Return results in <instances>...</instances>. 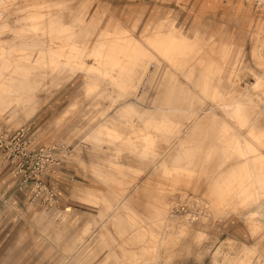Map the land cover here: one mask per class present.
<instances>
[{
    "label": "rangeland",
    "instance_id": "374dc122",
    "mask_svg": "<svg viewBox=\"0 0 264 264\" xmlns=\"http://www.w3.org/2000/svg\"><path fill=\"white\" fill-rule=\"evenodd\" d=\"M31 1H45L46 5L35 8ZM57 1L9 0L0 4V33L7 35L16 26H30L32 21L21 13L41 9L47 34L42 38L45 41L38 37L40 42L52 48L61 46L64 40L68 42L62 45L63 55L58 57L60 67L44 62L49 56H35L32 50L31 57L24 60L25 51H20L18 37L0 42L2 48H9L10 57L0 62V198L7 200V205H0V213L10 215L17 210L53 219L28 223L27 229L36 228L37 232L21 235L18 241L26 247L15 263L10 249L1 264H142L143 258H153L156 248L160 254L151 264H264V194L252 201L234 199L244 170L235 154L222 151L226 137L220 130L231 123L225 110H220L222 117L207 120L206 136L186 134V125L192 122V111L187 107L213 104L207 100L209 95L219 97L222 104L237 97L242 111L250 115L248 124L254 123L255 139L264 142V114L253 116L264 106V0ZM165 18L173 28V37L181 36L193 43L191 54L180 66L163 63L161 67V63L158 66L156 61L144 58L129 72L107 67L106 75L99 69L91 71L66 62L64 54L71 51L72 45L83 51L86 65L102 68L92 52L106 35L117 36L124 30L148 50L143 34L154 26L160 28ZM63 26L69 28L66 39L59 36ZM35 39L30 37L25 42L32 46ZM210 48L215 50L211 56L216 61L212 66L199 63L198 55ZM118 56L123 58L121 53ZM220 58L226 61L224 64L234 65L235 71L218 65ZM121 75L124 84L119 87L108 77L120 80ZM255 79L259 85L250 88L248 94L240 96L236 92H244ZM228 82L235 83V92H231ZM160 104L180 107L167 125L161 122ZM123 105L127 106L124 114L118 110ZM175 128H182L184 133L179 136ZM113 130L120 133L117 140L104 135ZM146 132L152 142L144 155L141 133ZM210 141L214 146L211 151L199 150L200 145ZM41 147H53L49 159H57L58 163L46 162L40 175L42 188L35 195L34 171L46 160L39 153ZM14 149L18 156L15 163L7 159ZM115 166L120 169L116 171ZM58 199L65 205L50 207ZM15 200L20 201L18 206L13 204ZM184 210L192 211L193 217ZM179 231L194 239L188 237V242L183 235L189 245H179L172 260H167L160 238L164 233ZM174 238L179 240L176 235Z\"/></svg>",
    "mask_w": 264,
    "mask_h": 264
},
{
    "label": "bare ground",
    "instance_id": "6f19581e",
    "mask_svg": "<svg viewBox=\"0 0 264 264\" xmlns=\"http://www.w3.org/2000/svg\"><path fill=\"white\" fill-rule=\"evenodd\" d=\"M9 0H0V4L2 3H7ZM28 1V0H27ZM30 1V0H29ZM60 1V0H59ZM59 1H57L59 3ZM262 1V0H260ZM33 2V1H31ZM47 2V1H46ZM50 2V1H49ZM48 2V3H49ZM54 4V2H52ZM57 3V4H58ZM32 4H34L35 8L36 7H41L43 5H46L45 1H42V2H33ZM31 4V5H32ZM56 4V5H57ZM31 7V6H30ZM53 7V5L51 6ZM50 7V8H51ZM60 7V5H59ZM21 8V7H20ZM33 8V7H32ZM57 8V7H56ZM18 9V7H17ZM54 9V8H53ZM22 10V9H21ZM52 10V9H50ZM57 11V9H56ZM55 11V13H56ZM17 12V11H16ZM52 12V11H51ZM26 15L27 18H29L32 22H31V25L29 23L30 26H26V27H21V26H16L14 27L13 24V27L11 29V33H5L7 35H5L4 33H0V42L1 41H4L3 39L5 38H14V37H18L17 39L21 40V46H20V51H25V55L23 56V59L24 58H28L30 55H29V51L32 50V52L34 53L35 56H38V55H48L49 56V59H45L44 62L48 61L49 63L53 64L54 66H58L59 65V59L58 57L63 55V46L62 45H68V42L67 40H64L63 41V44L57 48H52L50 46H48L47 44L43 43L42 41V38L44 37L45 38V35L47 34L45 29H44V26L42 25V19H41V16H42V11L41 9H34V10H26L25 12L21 13V14H24ZM53 13V12H52ZM17 15V14H16ZM20 15V14H19ZM52 15V14H51ZM47 18V17H46ZM166 18H168V15H166ZM164 20L162 26L159 25L160 28H156L154 26V29H148L146 30V32L143 34V37L148 40V44L150 46V49H146V48H142L141 46V43L139 42V40L137 39V37H135L134 35H132L131 33L127 32V31H123V32H120L121 34L119 35V32L117 33L118 35L117 36H112L110 34L106 35L105 36V41L99 45L98 47L99 48H96L91 56H93L94 60L98 63V64H101L104 66H102V68H98L96 65H86V62L82 59V53L83 51L81 49H79L78 47H74L72 45H70V48L71 51H69L67 54H64V56H66L68 59V61H66L67 63L69 64H72L73 66H77L78 68L79 67H83V68H87V69H92L93 70H96V69H99V71H102L103 74H106L105 71L107 69V67L111 68L112 70H116L118 71L119 73H122V72H126L128 70H130L134 65L135 63H137L138 61H142L144 58H147L149 61L150 60H154L156 61V63L158 64V66H160V63H161V67H164L163 66V63H166L167 66L171 67V63L172 65H182L184 62H186V60H184L189 54H191V51H192V44H189L188 42H186L181 36H179L178 38H175L173 37V35H171L172 33V26L171 24L168 22L169 19H166ZM3 19V17H2ZM14 20H18L17 18H15ZM44 20V19H43ZM151 20V19H150ZM5 22V20H3ZM26 21V20H25ZM65 21V20H64ZM1 23V22H0ZM6 23V22H5ZM18 23V22H17ZM3 24V22H2ZM10 24V23H9ZM19 24V23H18ZM65 25V24H64ZM81 25V24H80ZM0 26H2L0 24ZM7 27V26H6ZM10 27V26H8ZM162 28V29H161ZM2 30V29H1ZM4 31V30H3ZM60 31V30H59ZM1 32V31H0ZM107 32V31H106ZM105 32V33H106ZM108 33V32H107ZM58 34V33H57ZM67 34H69V28L68 27H64L62 28V31L60 32L59 36L60 37H66ZM116 34V33H115ZM184 34V33H183ZM114 35V33H113ZM41 36V42H40V39H38V37ZM57 35V37H59ZM30 37H36L35 39V43L32 45V46H28L26 44L25 41L29 40ZM66 39V38H65ZM98 39V38H97ZM102 39V38H101ZM186 39V38H185ZM59 40V38L57 39ZM11 41V40H10ZM45 41V40H44ZM99 41V40H98ZM9 43V41H7ZM60 42V40H59ZM190 42V41H189ZM7 43V44H8ZM3 44V43H2ZM30 44V43H29ZM54 45V43H53ZM10 46V45H9ZM12 46V44H11ZM16 47V46H15ZM19 47V46H17ZM9 49V48H8ZM8 49H5V48H2L0 46V62L2 61H7L5 60L6 59V56L8 55ZM73 50V51H72ZM28 51V52H27ZM229 51V50H228ZM12 52V51H11ZM215 50H213V48H210L208 50H204L203 52L200 53V55H198V58H196V60L199 61V63L201 62H204V63H207V64H210L211 66L213 65L212 63L214 61H216V58L211 56V53H214ZM218 52V51H217ZM227 52V51H226ZM20 53V52H19ZM90 53V52H89ZM122 54L123 55V58H120L118 56V54ZM254 53V52H253ZM199 54V53H198ZM227 55V53H225ZM42 55V56H43ZM89 55V54H88ZM34 56V57H35ZM41 56V58H42ZM63 56V57H64ZM8 57V56H7ZM31 57V56H30ZM29 57V58H30ZM33 57V56H32ZM225 57V56H224ZM9 60H10V57H8ZM20 58V57H19ZM36 59V57H35ZM39 59V58H38ZM25 60V59H24ZM146 60V59H145ZM37 61V60H36ZM43 61H38L37 63H41ZM161 61V62H160ZM218 61L220 63H218V65L222 66L223 68H232L233 71L234 70V65H228V64H224V62H226L224 59H218ZM17 62V60H16ZM28 62V60H27ZM31 62V60H30ZM34 62V61H33ZM43 62V63H44ZM65 62V63H66ZM152 62V61H151ZM197 62V61H196ZM211 62V63H210ZM32 63V62H31ZM36 63V64H37ZM140 63V62H139ZM169 63V64H168ZM63 64V63H62ZM2 65V64H1ZM201 65V64H200ZM16 66V65H15ZM135 66V65H134ZM137 66V65H136ZM198 66V65H197ZM11 67V66H10ZM9 67V68H10ZM13 67V66H12ZM60 67V65H59ZM58 67V68H59ZM63 67V66H62ZM138 67V66H137ZM184 67V66H183ZM209 67V66H207ZM31 68V67H30ZM33 68V67H32ZM46 69V67H44ZM56 68V67H54ZM70 68V67H68ZM77 68V70H78ZM140 68V67H139ZM145 68V67H144ZM147 68V67H146ZM149 68V67H148ZM151 68V67H150ZM5 69V68H4ZM3 69V70H4ZM52 69V67H51ZM62 69V68H61ZM71 69V68H70ZM73 69V68H72ZM134 69V68H133ZM163 69V68H161ZM18 70V69H16ZM57 70V69H56ZM80 70V69H79ZM113 70V71H114ZM8 71V70H7ZM52 71H54V69H52ZM64 72L66 70H63ZM83 71V69H82ZM136 71V70H135ZM12 72V71H11ZM24 72V71H23ZM36 72V71H35ZM62 72V71H61ZM67 72V71H66ZM84 72V71H83ZM86 72V71H85ZM89 72V71H88ZM129 72V71H128ZM53 73V72H52ZM93 73V72H91ZM101 73V72H100ZM100 73H97V76L100 75ZM13 74V73H12ZM61 74V73H60ZM89 74V73H87ZM96 74V73H94ZM102 74V75H103ZM124 74V73H123ZM127 74V73H125ZM30 75V74H29ZM92 75V74H91ZM107 75V74H106ZM59 76V74H58ZM87 76V75H86ZM95 77V75H93ZM129 76V74H128ZM33 77V76H32ZM109 79H110V82L117 85L118 87L119 86H123L124 84V79L122 78V75H121V79L120 80H116V79H113L112 77L108 76ZM132 77V76H131ZM19 78V77H18ZM36 78V76H35ZM96 78V77H95ZM103 78V77H102ZM100 78V79H102ZM133 78V77H132ZM29 79H30V76H29ZM85 79V78H84ZM98 79H99V76H98ZM119 79V78H118ZM260 79V77H259ZM103 80V79H102ZM100 80V81H102ZM108 80V79H107ZM132 80V79H131ZM246 80V79H245ZM92 81V80H91ZM95 81V80H94ZM109 81V80H108ZM108 81H105L104 79V82H108ZM127 81V80H126ZM146 81V80H145ZM244 81V80H243ZM13 82V81H11ZM93 82V81H92ZM98 83H100L99 81H97ZM103 82V81H102ZM130 82V80H129ZM222 81H220V84H221ZM245 82V81H244ZM126 83V82H125ZM243 83V82H242ZM258 83V79H255L254 82H251V83H248V85L245 86V91L241 92V90H235L234 88H236V85L234 82H228V85L231 86V92H239L240 93V96H243V95H246L248 94L250 90V88L254 87L256 84ZM87 84V83H86ZM85 84V85H86ZM89 84V83H88ZM87 84V85H88ZM109 84V82H108ZM3 85V84H2ZM40 85V83H39ZM84 85V86H85ZM96 85V84H95ZM110 85V84H109ZM133 85V84H132ZM259 85V84H257ZM28 87H30L29 85H27ZM34 86V85H33ZM83 86V87H84ZM94 86V85H93ZM97 86V85H96ZM101 86H103L101 84ZM100 86V87H101ZM129 86V85H128ZM126 86V87H128ZM20 87V86H19ZM113 87V86H112ZM26 88V87H25ZM91 88V86H90ZM98 87H96L97 89ZM29 89H32V88H29ZM34 89V88H33ZM36 89V87H35ZM96 89L94 90L95 93L97 92L98 93V90L96 91ZM102 89V88H101ZM100 89V90H101ZM28 90V89H27ZM87 90V89H86ZM90 90V89H89ZM99 90V91H100ZM111 90V89H110ZM126 90V89H125ZM130 90V89H129ZM7 91V90H6ZM102 91V90H101ZM105 91V89L103 90ZM168 91V90H167ZM173 91V90H172ZM3 92V90H2ZM15 92V91H14ZM107 92H109L107 90ZM106 92V93H107ZM116 92V91H115ZM220 92V90H219ZM94 93V92H93ZM101 93V92H100ZM117 94L119 93L118 92V89H117ZM122 93V91H121ZM90 95V92L88 93ZM87 94V95H88ZM103 94V93H102ZM230 94V93H229ZM242 94V95H241ZM11 95V94H9ZM94 95V94H93ZM99 95V94H97ZM119 95V94H118ZM166 95V93H165ZM260 95V94H259ZM85 96V95H84ZM120 96V95H119ZM164 96V95H163ZM261 96V95H260ZM14 97V96H13ZM88 97V96H87ZM85 96V100L87 98ZM90 97V96H89ZM91 97H92V94H91ZM127 97V96H126ZM232 97H236L235 95L232 96ZM95 98V97H94ZM103 98V97H102ZM109 98V97H108ZM161 98V97H160ZM248 98V97H247ZM11 99V98H10ZM92 99V98H91ZM153 99V98H152ZM165 99V98H164ZM173 99V98H172ZM219 97L215 96V95H209V98L207 99L208 101H213V104H209V105H205V104H202L200 106H190V107H187L186 109L187 110H191V120L192 122L190 124H187L186 127L188 129V131H186V134H191L189 136H198L201 137L202 136H206L205 135V130H204V127H205V123L207 122V120H210V118H219V117H222V109L225 110V114L226 117L228 119L231 120V123L228 124V127H224L222 126L221 127V134L225 135V142H226V145H225V148H223V144L221 145L223 148L222 151L225 152L226 155H230V154H235L234 156H236L239 160V163H240V166L241 168L244 170V173L241 175V178H240V181H239V184L241 185L240 189H235L236 191L234 192L233 190V195H234V199L235 197L237 198H241V199H246V200H256L258 198H260L262 196V194H264V142H261V141H257L255 139V130L254 129V123H250L248 124V119L250 118V115L247 114L245 111L243 112L242 111V106H241V102L239 101V99L236 97L235 100H231L230 103L228 104H222L220 100H218ZM253 99V98H252ZM262 99V98H261ZM84 100V101H85ZM88 100V98H87ZM86 100V101H87ZM95 100V99H94ZM110 100V99H109ZM134 100H138V97H135ZM167 101H171V99L169 98H166ZM9 101V100H8ZM89 101V100H88ZM92 101V100H91ZM82 102V101H81ZM90 102V101H89ZM25 103V102H24ZM98 103V102H96ZM130 103V102H129ZM95 104V103H94ZM121 104V103H120ZM127 104V103H126ZM125 104V105H126ZM11 105V104H10ZM91 105V104H90ZM88 107V106H87ZM90 107V106H89ZM160 109H162L161 113L163 116H161L162 118V121L164 125H167L170 120H173L174 118L176 117H173V115H175V110H178L180 109V107H175V104L171 105V106H164L162 104H160L158 106ZM14 108V107H13ZM27 108V107H26ZM91 108H92V105H91ZM129 108V107H128ZM87 109V108H86ZM90 110V108H88ZM132 110L134 109V107L131 108ZM130 109V110H131ZM137 109V108H136ZM135 109V110H136ZM13 110V109H12ZM25 110V109H24ZM122 114H124L125 110H127V106H124L122 107V109H118ZM131 110V111H132ZM134 110V111H135ZM159 110V109H158ZM221 110V111H220ZM262 110H264V106H261L259 110H257L255 112V114L253 115L254 117L258 118L260 114H264V113H261ZM85 111V109H84ZM87 112V110H86ZM116 112V111H115ZM130 112V111H129ZM142 112V111H141ZM144 112V111H143ZM142 112V113H143ZM83 113V112H81ZM99 113V112H98ZM147 113V112H146ZM85 114V113H84ZM127 114V112H126ZM90 115V114H89ZM99 115V114H98ZM102 115V114H101ZM112 115V114H111ZM110 115V116H111ZM69 116V115H68ZM81 116V115H80ZM79 116V117H80ZM96 116V115H95ZM147 118V117H146ZM151 118V117H150ZM255 118V119H256ZM254 119V118H253ZM252 119V120H253ZM254 119V120H255ZM99 120V119H98ZM148 120V119H147ZM253 120V121H254ZM257 120V119H256ZM94 121V120H93ZM97 121V120H96ZM158 121V120H156ZM98 122V121H97ZM143 122V121H142ZM250 122V121H249ZM171 124V123H170ZM173 124V123H172ZM175 124V123H174ZM110 125V124H109ZM112 125V124H111ZM147 125V124H146ZM163 125V126H164ZM106 126V125H105ZM154 126V125H153ZM173 128L176 127L174 125H172ZM171 126V127H172ZM143 127V126H142ZM108 128V127H107ZM177 128V127H176ZM175 128L176 132L178 131L179 133V136H181L184 131L183 129L179 128L178 130ZM219 128V127H218ZM143 129V128H142ZM169 129V128H168ZM254 129V130H253ZM135 130V129H134ZM138 130V129H137ZM159 130V129H158ZM185 130V129H184ZM98 131V130H97ZM114 131V130H113ZM149 131V130H148ZM173 131V130H172ZM145 132V131H144ZM152 132V131H151ZM161 131H159L160 133ZM138 133V131H137ZM136 133V134H137ZM172 133V132H171ZM98 134V133H97ZM101 134V133H100ZM103 134V133H102ZM106 134V135H105ZM142 136H143V148L141 150H143L144 152V155H145V152L148 151V148L150 146V142H152V140L150 141V134L148 132L146 133H141ZM105 136H107V138L109 140H117L119 137H120V133L118 131H114V132H109V131H105L104 133ZM172 135V134H171ZM98 136V135H97ZM156 136V134H155ZM162 136V135H161ZM168 136V135H166ZM96 137V136H95ZM169 137V136H168ZM186 137V136H185ZM221 137V136H220ZM97 138V137H96ZM94 138V139H96ZM157 138V137H156ZM164 138V137H163ZM205 138V137H204ZM203 137L201 139H204ZM258 139V137H257ZM264 139V138H262ZM122 140V139H121ZM157 140V139H156ZM156 140L154 142H156ZM124 141V140H123ZM93 142V141H92ZM99 142V141H97ZM116 142V141H114ZM113 142V143H114ZM121 142V141H120ZM126 142V141H125ZM130 142V141H129ZM133 142V141H132ZM135 142V141H134ZM133 142V143H134ZM138 142V141H137ZM135 142V143H137ZM219 142V141H218ZM222 142V141H221ZM224 142V143H225ZM100 143V142H99ZM104 143V142H103ZM119 143V142H118ZM128 143V142H127ZM132 143V145H133ZM138 144V143H137ZM141 144V143H140ZM128 145V144H127ZM136 145V144H135ZM139 146V145H138ZM136 146V147H138ZM141 146V145H140ZM134 147V145H133ZM154 147V146H153ZM214 147L213 146V141H210L208 144H205V145H200L199 147V150L201 151H211V148ZM135 148V147H134ZM139 149V148H138ZM221 150V149H220ZM215 151V149H214ZM205 153V152H204ZM215 153V152H214ZM152 154V153H151ZM143 155V156H144ZM148 155V153H147ZM204 155V154H203ZM217 156V155H216ZM154 157V156H153ZM210 157V156H209ZM233 157V155H232ZM235 158V159H237ZM222 159V158H220ZM158 160V159H157ZM233 160V159H232ZM208 161V159H207ZM224 160H222L223 162ZM205 162V161H204ZM232 162V161H231ZM236 162V161H235ZM161 164V162H159ZM158 163V165H159ZM221 163V162H220ZM227 163V162H226ZM156 165V164H155ZM164 165V164H162ZM230 165V164H229ZM232 165V164H231ZM238 165V164H237ZM227 166V165H226ZM220 168V167H219ZM237 168V167H236ZM115 169L116 171H118L120 168L119 166H115ZM222 170V169H220ZM235 173V171H234ZM218 174V173H217ZM237 174V173H236ZM235 174V175H236ZM220 176V175H219ZM115 178V177H114ZM214 178V177H213ZM212 178V179H213ZM217 179V178H216ZM223 179V178H222ZM214 180V179H213ZM218 182V181H217ZM223 183V182H222ZM238 183V182H237ZM216 185V184H215ZM222 185V184H221ZM220 185V186H221ZM219 186V185H218ZM219 186V187H220ZM216 187V186H215ZM223 187V186H222ZM235 188V187H234ZM233 189V188H232ZM221 190V189H220ZM218 192V190H217ZM232 193V192H231ZM230 196V194H229ZM223 198V196H222ZM233 198L231 197V200ZM239 201V200H237ZM252 201V200H251ZM233 200L230 202L232 204ZM246 202V201H245ZM235 203L236 200H235ZM239 203H237L238 205ZM251 204V203H250ZM230 206V205H229ZM242 206V205H241ZM240 206V207H241ZM239 207V206H238ZM236 209V208H235ZM114 210V209H113ZM116 210V209H115ZM116 212V211H115ZM184 212H187L188 216L191 215L192 211H184ZM111 213V212H110ZM114 213V212H113ZM112 213V214H113ZM110 215V214H109ZM164 215V214H163ZM198 215V213H197ZM192 216V215H191ZM190 216V217H191ZM193 217V216H192ZM139 233V232H137ZM175 235L179 238H176V239H179V240H175ZM183 235L185 236V239H187L188 242H190V239L193 238L191 235L190 236H187L189 234H187V232L185 234H183V232L179 231L178 233L176 232H173V233H170V234H165L162 235V237L160 238V246L161 247H164V252L165 254L167 255L166 259L167 260H170L171 257L174 255L175 253V249L179 246V245H183V246H186V245H189V243L187 242H184V238H183ZM133 236V235H132ZM135 236H137V234H135ZM144 236V235H143ZM188 237H191V238H188ZM183 239V240H182ZM194 239V238H193ZM83 241V239H82ZM81 241V242H82ZM159 241V240H158ZM133 244V243H132ZM151 244V243H150ZM129 247V246H128ZM132 247V245H131ZM189 247V246H188ZM135 251V250H134ZM154 256L153 260L149 259L148 257L147 258H143V260L141 261L142 264H151V262H154V260H156L158 258V255L160 254V249L159 248H156L154 249ZM69 253V252H68ZM76 253V252H75ZM73 254V253H72ZM77 254V253H76ZM75 254V255H76ZM72 256V255H71ZM66 257V256H65ZM68 257V256H67ZM132 257V256H131ZM71 258V257H70ZM134 258V257H133ZM67 259V258H66ZM69 260V259H68ZM172 260V259H171ZM65 262V261H64ZM63 262V263H64ZM68 262V261H67ZM62 263V262H60ZM70 262H68L67 264H69Z\"/></svg>",
    "mask_w": 264,
    "mask_h": 264
},
{
    "label": "crops",
    "instance_id": "0c3cea01",
    "mask_svg": "<svg viewBox=\"0 0 264 264\" xmlns=\"http://www.w3.org/2000/svg\"><path fill=\"white\" fill-rule=\"evenodd\" d=\"M84 188V187H83ZM98 188V187H96ZM36 200V199H35ZM54 201V200H53ZM7 200L4 198H0V205H4ZM33 203V202H32ZM9 204V203H8ZM16 206L20 204V201H16L13 203ZM11 205V204H9ZM45 205V203H44ZM53 207H63L65 205L64 201L62 199H58L50 204ZM43 206V204H42ZM44 218V219H42ZM52 221V217H49L48 215H37V214H27V213H21L19 211H15L13 214H1L0 213V264L4 261L6 258V254H8L9 250L12 249L13 252V263H15V259L18 258L19 254L22 253L24 246V243H20L18 240L21 237L22 234H29L32 236L35 235V232H37L36 228L34 231H31L27 229L28 223L30 222H36V221ZM82 227H84V221H81ZM100 225V224H99ZM53 226V225H52ZM36 227V226H35ZM100 226L98 227V229ZM97 227L94 226V232H96ZM100 230V229H99ZM6 239H9L8 241ZM18 242V243H17ZM22 244V245H21ZM16 250V251H15ZM254 250V249H253ZM195 264H210V262H195Z\"/></svg>",
    "mask_w": 264,
    "mask_h": 264
},
{
    "label": "built area",
    "instance_id": "2783aa9c",
    "mask_svg": "<svg viewBox=\"0 0 264 264\" xmlns=\"http://www.w3.org/2000/svg\"><path fill=\"white\" fill-rule=\"evenodd\" d=\"M52 150H53V147H41V148H39V153L41 152L40 154L45 155L46 160L44 161V163L39 165V167L34 171L35 182H34L33 187H34V190L36 191L35 195H38L39 190H41V188H42V185L40 183V175H42L43 171L46 169V167H45V166H47L46 162L48 161V163H49L52 161H56L58 163L57 159H54V160H53V158L49 159L50 153L52 152ZM27 152H30V151H27ZM17 157L18 156H17L16 149H14V150L10 151L7 159L9 158L10 160L8 159V161L14 162L15 160H17ZM185 208H187V207L185 206ZM184 211H187V210H184Z\"/></svg>",
    "mask_w": 264,
    "mask_h": 264
}]
</instances>
